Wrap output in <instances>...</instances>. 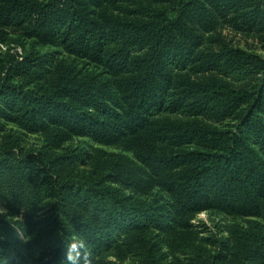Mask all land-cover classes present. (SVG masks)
<instances>
[{"label":"trees","instance_id":"obj_1","mask_svg":"<svg viewBox=\"0 0 264 264\" xmlns=\"http://www.w3.org/2000/svg\"><path fill=\"white\" fill-rule=\"evenodd\" d=\"M0 43V198L30 236L0 217V264H98L121 236L161 264L145 232L211 209L250 222L190 264H264V0H0ZM74 137L124 150L74 176Z\"/></svg>","mask_w":264,"mask_h":264},{"label":"rangeland","instance_id":"obj_2","mask_svg":"<svg viewBox=\"0 0 264 264\" xmlns=\"http://www.w3.org/2000/svg\"><path fill=\"white\" fill-rule=\"evenodd\" d=\"M221 29L232 38L233 42L237 45L260 50L263 47L260 36L239 32L231 27L223 25ZM0 46L4 49L6 48L2 43H0ZM12 130L21 132V129L16 126H14ZM21 138L26 148L38 147L44 144L42 132L22 134ZM74 147L86 148L92 152L96 158L93 161L89 160V162L85 164L81 161L78 162L73 169L74 176L78 175V177H83L91 173L94 166L101 158H106V156L112 152H123L124 150L123 146L119 144L104 145L84 137H74L68 140L61 149H71ZM98 149H100V151ZM157 193L159 192L154 190L148 196L144 195L142 197L152 199ZM22 216L23 214L13 215L6 201L0 198V217L6 218L15 225V221L22 220ZM249 222L250 218L248 217L229 215L215 209L202 210L196 213L191 220L192 226L190 229L192 234H187V239L182 238L178 234L169 237L155 229H148L145 234L150 240L161 264H190L192 262L193 251L192 247L187 244L189 240H192V244L200 246L206 253L210 254L211 252H217V246L220 244L219 241L222 238L230 236L228 231L230 225L240 224L247 226ZM15 229L17 235H19L22 240L30 239V236L26 237L18 225H15ZM98 264H147V261L144 255H142L141 249L131 245L124 239V236H121L115 240L110 249L104 251L100 256Z\"/></svg>","mask_w":264,"mask_h":264},{"label":"clouds","instance_id":"obj_3","mask_svg":"<svg viewBox=\"0 0 264 264\" xmlns=\"http://www.w3.org/2000/svg\"><path fill=\"white\" fill-rule=\"evenodd\" d=\"M80 241H77V243H79Z\"/></svg>","mask_w":264,"mask_h":264}]
</instances>
